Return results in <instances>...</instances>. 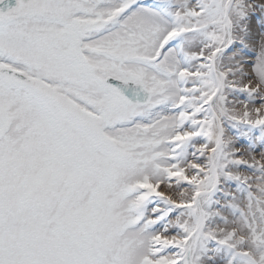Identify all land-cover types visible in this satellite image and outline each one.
Here are the masks:
<instances>
[{"label": "snow or ice", "instance_id": "1", "mask_svg": "<svg viewBox=\"0 0 264 264\" xmlns=\"http://www.w3.org/2000/svg\"><path fill=\"white\" fill-rule=\"evenodd\" d=\"M0 264H264V0H0Z\"/></svg>", "mask_w": 264, "mask_h": 264}]
</instances>
